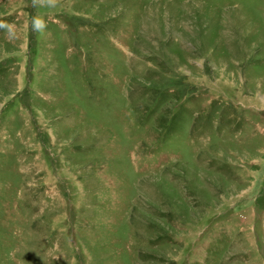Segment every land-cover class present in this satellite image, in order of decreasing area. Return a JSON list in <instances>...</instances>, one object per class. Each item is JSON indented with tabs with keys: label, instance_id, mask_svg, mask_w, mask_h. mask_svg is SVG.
I'll return each mask as SVG.
<instances>
[{
	"label": "rangeland",
	"instance_id": "obj_1",
	"mask_svg": "<svg viewBox=\"0 0 264 264\" xmlns=\"http://www.w3.org/2000/svg\"><path fill=\"white\" fill-rule=\"evenodd\" d=\"M0 264H264V0H0Z\"/></svg>",
	"mask_w": 264,
	"mask_h": 264
}]
</instances>
